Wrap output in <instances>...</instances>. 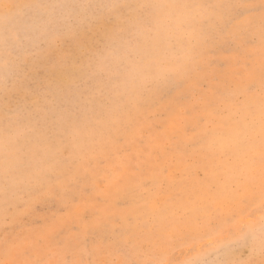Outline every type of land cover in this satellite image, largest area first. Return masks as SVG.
Here are the masks:
<instances>
[{
    "label": "rangeland",
    "instance_id": "374dc122",
    "mask_svg": "<svg viewBox=\"0 0 264 264\" xmlns=\"http://www.w3.org/2000/svg\"><path fill=\"white\" fill-rule=\"evenodd\" d=\"M144 2L0 0V242L26 236L32 245L7 255L0 245V261L186 264L220 259L214 250L231 242V264L264 262V0H185L194 6L185 33L133 55ZM189 49L194 61L177 72ZM159 72L168 79L151 83ZM222 95L235 101L227 111H217ZM24 124L63 174L39 192L26 187L5 219L14 195L6 135ZM253 155V178L212 205L222 230L209 235L181 218L177 209L202 194L204 162L227 171ZM121 232L123 252L113 245Z\"/></svg>",
    "mask_w": 264,
    "mask_h": 264
},
{
    "label": "snow or ice",
    "instance_id": "6c2138e0",
    "mask_svg": "<svg viewBox=\"0 0 264 264\" xmlns=\"http://www.w3.org/2000/svg\"><path fill=\"white\" fill-rule=\"evenodd\" d=\"M147 0L140 5L141 8H146ZM191 38L193 33L188 34ZM59 40V38H57ZM113 56L111 50L107 51L103 56L104 60H108ZM195 59L194 49H189L180 58V65L176 69L177 72L183 71L185 65H190ZM7 64V61L4 62ZM169 73L159 72L151 81V83H159L168 79ZM25 93L31 92V89L25 88ZM220 107L217 111H227L235 101L232 97L222 95L219 100ZM35 129L30 124L18 125L11 128L6 135L5 147L9 149L13 157V169L11 174L10 188L14 195L6 201L5 219H7V211L12 205L20 199V194L24 192L27 187L33 191V193L39 192L48 187L53 181L59 180L60 175L63 174L62 164L60 161L50 160L46 155L37 151L34 147V143H38L34 136ZM79 133V130H77ZM217 134L216 130L209 129L205 133L206 136L211 137ZM255 146L252 145L249 150H252ZM255 164V155H253L251 161L244 167H233L225 171L220 166H209L207 162L203 163L204 175L200 181V189L202 194L197 198L194 206H183L177 209L181 218L188 223L196 222L208 230V234L222 230V225L213 223L211 220L212 205L213 203L222 198L227 197L237 190L236 182L243 184L244 182L253 178V165ZM197 175H200L199 169ZM46 178V179H45ZM259 180L262 188V203H261V220L264 221V78L261 81V96L259 106ZM8 190L6 186L5 191ZM145 195H148L145 192ZM75 239L68 241H56L61 247H67L71 245ZM124 239V233H120V238L113 240V245L121 252L125 249L121 246V241ZM241 240L247 241L254 236L244 234L240 237ZM2 249L5 255L10 254L19 245H28L23 248L25 253L31 251V246L28 244V238L26 236L6 237L2 242ZM261 254L264 255V234L261 236L260 241ZM222 258L214 259L212 261H202L199 259H192L186 261V264H231V261L227 257L233 251L231 242L225 243L220 248L214 250ZM255 249L253 248V252ZM0 264H9L8 261H0ZM63 264H78L76 261H64ZM89 264H99V262H89ZM112 264H129L127 261L116 262ZM135 264V262H133ZM151 264V262H147ZM252 264V262H250ZM264 264V262H262Z\"/></svg>",
    "mask_w": 264,
    "mask_h": 264
},
{
    "label": "clouds",
    "instance_id": "9594fccd",
    "mask_svg": "<svg viewBox=\"0 0 264 264\" xmlns=\"http://www.w3.org/2000/svg\"><path fill=\"white\" fill-rule=\"evenodd\" d=\"M147 5L142 8L143 18L129 44L133 55L183 35L194 7L185 0H147Z\"/></svg>",
    "mask_w": 264,
    "mask_h": 264
}]
</instances>
